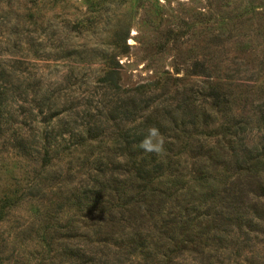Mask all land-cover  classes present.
<instances>
[{
  "label": "rangeland",
  "instance_id": "rangeland-1",
  "mask_svg": "<svg viewBox=\"0 0 264 264\" xmlns=\"http://www.w3.org/2000/svg\"><path fill=\"white\" fill-rule=\"evenodd\" d=\"M0 65L22 72L16 79L23 93L22 102L14 94L0 108V264H69L62 253L74 233L59 227L71 223L76 234L91 236L89 224L98 218L89 215L99 212L79 209L72 198L94 174L97 159L111 168L113 137L79 146H70L77 141L66 137L43 161L44 110H33L23 99L38 100L47 86L61 95L74 91L69 101L77 106L94 90L99 101L108 73L120 94L155 100L134 120L163 136L166 148L156 154L165 177L154 185L169 184L166 208H186L188 218L204 227L200 248L185 243V256L196 249L223 253L217 261L222 264H264V231L244 236L225 220L240 189L264 182V164L246 158L239 168L231 156H244L241 149L255 144L262 128L264 0H0ZM206 88L220 92L223 103L204 101ZM7 117L11 122L4 124ZM236 127L243 132L234 138ZM253 198L249 193L244 201ZM223 212L218 218L231 231L225 252L213 239L225 234L214 220ZM120 225L130 232L128 222ZM131 264H144L142 255Z\"/></svg>",
  "mask_w": 264,
  "mask_h": 264
},
{
  "label": "trees",
  "instance_id": "trees-1",
  "mask_svg": "<svg viewBox=\"0 0 264 264\" xmlns=\"http://www.w3.org/2000/svg\"><path fill=\"white\" fill-rule=\"evenodd\" d=\"M21 73L14 65H0V108L7 107L9 102H12L14 94L22 102L20 97L23 93L17 92L20 81L16 79ZM110 75L111 73H108L104 80L106 92L103 99L101 100L100 97L99 101L96 99V90H94L89 100L77 106L69 101L74 91L68 89L67 94L61 95V92H50L47 86L43 89L45 94L41 93L38 100L33 98L27 102L23 99L24 103L32 105L33 110L35 108L40 113L44 110V117L39 121L42 125L40 149L43 161H47L45 157L49 152H55L61 148L64 144L61 142H64L66 137L69 141L74 139L77 141L70 146L83 145L81 143L87 141H99L105 136L113 137L114 158H110L109 161L111 168L103 164L102 157L97 159L94 174L88 176V182L82 183L72 198L79 209L80 207L96 209L99 217L93 212L89 216L98 218V221L89 224L92 228L91 236L76 234L78 228L71 223L59 227L66 232L74 233L71 236L68 235L73 241L64 248L63 258L69 264H131L137 255H142L144 264H213V259L215 264L221 260L223 253L214 256L203 255L201 250L191 249V253L195 255L185 256L188 252L187 245L193 244L192 247H194L195 244H199L197 247L200 248L199 238L204 227L201 228L200 222L195 223L194 218H188V209L178 205L176 209L171 205H169L170 209L166 208L170 197L169 188H167L169 184L160 182L154 185L155 181H160L163 177V169H166L163 168V160L157 159L156 153L146 152L140 147L148 128L145 127L146 124L136 125L134 119L138 113L146 111L155 100H138L134 96H129L128 93L120 94ZM10 97H12L11 100ZM201 97L204 101L208 99H215L220 103L224 101L223 95L212 88L202 89ZM77 107H81V110L76 111ZM60 108L61 112H59ZM258 109H260L258 113L263 112L264 105ZM57 111L59 114H54ZM27 112L30 114L32 110ZM10 122V117L3 120L4 124ZM258 124L262 128L256 131V133L260 131L257 142L249 149H241V152L245 153L240 159L237 158V152L231 155L233 163L239 168L246 165L247 160L254 161L258 166L264 164L262 162L264 160V117H260ZM30 130L32 131L33 127L30 126ZM239 132H243L242 128L236 127L231 136L235 138ZM243 145H239V148ZM163 147H165L164 144ZM67 149L69 148L61 150L63 152ZM171 166L177 167L174 163ZM201 168L205 167H199ZM244 171H251V169ZM246 177L250 179L252 176ZM247 187V189H240V195L231 204L232 216L225 217L227 224L234 223L237 226L236 229L244 236L264 231V201H260V198H264V182L259 181L255 188L248 182ZM148 192L159 193L148 195ZM249 193L254 198L247 205L244 198ZM242 205H246L245 209ZM247 214L250 216L247 217ZM222 215H226V212L221 215L215 214L214 220ZM218 220L219 228L215 227V229L225 234L223 237L216 236V232L214 235L216 237L213 239L217 240V244L225 252L228 247H231L224 243L226 235L231 231L225 227L226 224H221L222 218ZM120 221L128 222L129 233L125 234V228L120 225ZM181 222L183 225H178ZM196 227L200 229L197 233L194 232ZM242 227L244 230H241ZM183 232H186L184 236ZM124 236L127 238L124 239ZM80 239H84L85 242H80ZM248 239L246 237L243 242ZM185 243L188 244L185 245ZM217 263L222 264L221 261Z\"/></svg>",
  "mask_w": 264,
  "mask_h": 264
},
{
  "label": "clouds",
  "instance_id": "clouds-1",
  "mask_svg": "<svg viewBox=\"0 0 264 264\" xmlns=\"http://www.w3.org/2000/svg\"><path fill=\"white\" fill-rule=\"evenodd\" d=\"M164 139L155 127L149 128L147 136L141 141L140 147L146 152L160 153L163 151Z\"/></svg>",
  "mask_w": 264,
  "mask_h": 264
}]
</instances>
